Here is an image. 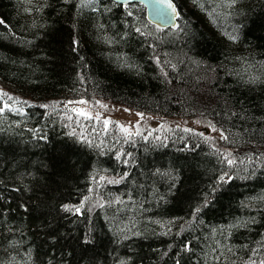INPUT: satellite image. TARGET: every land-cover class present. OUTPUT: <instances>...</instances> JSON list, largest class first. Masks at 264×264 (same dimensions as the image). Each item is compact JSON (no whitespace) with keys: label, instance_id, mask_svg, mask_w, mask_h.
<instances>
[{"label":"trees","instance_id":"16d2710c","mask_svg":"<svg viewBox=\"0 0 264 264\" xmlns=\"http://www.w3.org/2000/svg\"><path fill=\"white\" fill-rule=\"evenodd\" d=\"M173 1L161 29L140 3L0 0V84L31 101L0 112V264L264 261V0ZM92 97L205 117L234 163L191 131L125 136L43 107Z\"/></svg>","mask_w":264,"mask_h":264},{"label":"rangeland","instance_id":"374dc122","mask_svg":"<svg viewBox=\"0 0 264 264\" xmlns=\"http://www.w3.org/2000/svg\"><path fill=\"white\" fill-rule=\"evenodd\" d=\"M0 93L7 94L0 96V98H3V106L7 104V108L12 110L22 111L23 107L31 104V101L28 100V98L26 99L19 94H16L10 88L1 84ZM9 96H11L12 99H9ZM81 99L83 98L69 99L66 101L54 100L46 102L43 105H48V107H57L68 111L70 115L76 116L78 115L71 111L72 108L84 109L93 117L99 113L100 120H96L97 122H102L103 120L107 119L111 121V123L108 125L109 128L117 129V131L121 132V134L125 136L127 135L120 130V126L128 128L132 133L131 136L137 135L136 133L138 132L143 138H151L153 140H164L170 133L176 130L186 131V129H190L191 132L200 134L211 146L219 150L224 158L229 152L232 154L229 158H233L232 150L224 148L220 144L222 140L221 131L205 117H199L197 115L186 117H161L134 110L125 105L113 103L101 97H92L89 100L83 99L87 101L86 104L67 103L68 101H79ZM100 105H104L105 107H100ZM213 126L215 127V130H213ZM105 180L117 181L118 177L112 176ZM90 197L91 199L87 201L89 205L96 202L97 200L94 196Z\"/></svg>","mask_w":264,"mask_h":264},{"label":"snow or ice","instance_id":"6c2138e0","mask_svg":"<svg viewBox=\"0 0 264 264\" xmlns=\"http://www.w3.org/2000/svg\"><path fill=\"white\" fill-rule=\"evenodd\" d=\"M29 2H31V0H29ZM65 2L67 3V2H69V0H65ZM129 2H130V0H123V5L125 8L127 7ZM198 2H199V0H193V3H198ZM94 3H95V0H80V4L82 7L92 6V5H94ZM227 3L229 5H234L236 3V0H227ZM156 5H157V7L155 8L156 16L159 19L165 21L166 23L174 21L175 19L179 18V14L177 13L176 7H175L174 3L172 2V0H156ZM93 10H96V9L93 8ZM212 11L214 12L215 9H213ZM129 15H131V12H129ZM0 24H4V21L0 20ZM173 27H177V25L173 24ZM137 31H139V29H137ZM229 38L232 40L236 39V37L232 36V35H230ZM256 79H257L256 77H252L249 82H255ZM3 95H7V94L6 93H0V96H3ZM8 98L12 99L11 96H9ZM67 103L68 104H73V103H75V104H86L87 101L81 99L79 101H68ZM7 107H8L7 104H5L3 107H0V112H3L4 109ZM43 107H48V105H44ZM100 107H105V106L100 105ZM71 111L76 113L78 116L84 117L85 119H88V120H92V119H95L97 121L100 120L99 113H97L95 115V117H93L89 112H87L84 109L72 108ZM68 119L71 120V116H69ZM102 122L104 124V130L107 131L108 125L111 123V121L105 119ZM120 130L123 133H125L127 136L132 135V133L129 131L128 128H124L123 126H120ZM213 130H215L214 126H213ZM186 131H191V130L186 129ZM136 134L139 135L138 132ZM221 138L224 140L228 139V137L224 135L223 131H221ZM231 155L232 154L230 152L225 155V160H227V163L230 166L234 163V160L229 158V157H231ZM117 159H119V156H117ZM104 179H105L104 177L99 178L100 182L104 181ZM221 179L223 180V177H221ZM107 183H118V181L108 180ZM90 191H91V189H90ZM90 199H91V197L85 196L84 202H87ZM84 202H82L79 206L75 207L74 209L66 208V210L74 211L75 214H80L82 212V209L84 208ZM116 203H120L119 199L116 200ZM93 206H95V205H93ZM100 206L103 207L104 205L101 203ZM90 210L91 209H89V211ZM195 211L199 212L200 209L197 208V209H195ZM185 250H190V249L188 248V246H185ZM255 254H256L255 251H253V255H255ZM251 264H256V261L251 260ZM261 264H264V261H261Z\"/></svg>","mask_w":264,"mask_h":264},{"label":"water","instance_id":"95a60500","mask_svg":"<svg viewBox=\"0 0 264 264\" xmlns=\"http://www.w3.org/2000/svg\"><path fill=\"white\" fill-rule=\"evenodd\" d=\"M116 3L122 4L123 5V0H112ZM172 2L174 3V1L172 0ZM130 3H140L144 6L145 8V16L146 19L153 25H155L158 28L161 29H165V28H173V24H177V20L175 19L174 21L171 22H165L161 19H159L156 14H155V8L157 7L156 5V0H130ZM177 13L179 14L178 8L176 6V4L174 3Z\"/></svg>","mask_w":264,"mask_h":264}]
</instances>
